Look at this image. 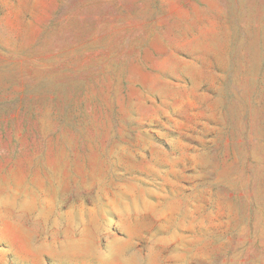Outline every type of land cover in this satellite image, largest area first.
Masks as SVG:
<instances>
[{
  "label": "rangeland",
  "instance_id": "rangeland-1",
  "mask_svg": "<svg viewBox=\"0 0 264 264\" xmlns=\"http://www.w3.org/2000/svg\"><path fill=\"white\" fill-rule=\"evenodd\" d=\"M0 264H264V0H0Z\"/></svg>",
  "mask_w": 264,
  "mask_h": 264
}]
</instances>
